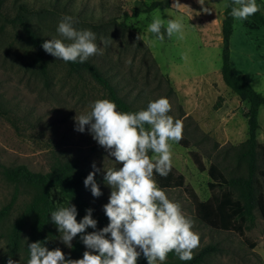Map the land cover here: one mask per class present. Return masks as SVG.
<instances>
[{"label":"rangeland","instance_id":"rangeland-1","mask_svg":"<svg viewBox=\"0 0 264 264\" xmlns=\"http://www.w3.org/2000/svg\"><path fill=\"white\" fill-rule=\"evenodd\" d=\"M139 2L0 0V207L13 194L17 195L12 212L0 225V264L7 251L11 225L35 195L33 188L10 181L5 168L25 164L33 171L47 172L59 163H74L77 172L89 174L94 163L100 169L95 179L102 195L93 197L86 188L85 196L98 211L104 212L103 205L111 192L103 180L104 169L122 166V162L116 164L115 158L92 138L87 126L84 132L75 130L74 117L87 111L90 102L110 99L108 92L89 75L71 73L64 62L53 57L47 58L49 82L46 83L33 63L35 49L15 20L20 13L48 39L58 37L56 27L64 15L76 20V28L95 32L100 51L87 60L103 71L133 107L144 109L150 100L159 96L169 99V114L183 123L182 139L171 143V162L175 171L184 175L185 184L164 189L155 173L153 179L193 221L200 243L192 255L213 244L219 251L212 253L203 264H264V218L259 211H256V225L249 227L248 221L242 234L217 228L201 220L196 200L186 187L190 185L197 199L206 201L221 196L224 191L209 187L211 164L226 176L246 173V163L239 154L248 137L245 112L249 103L226 85L221 74L220 36L223 34L219 17L227 0H203L204 5L198 0H174L173 5L171 0L170 8L159 7L125 18V12H131ZM257 4L264 14V0H257ZM21 6L28 12L22 11ZM156 17L165 19V24L167 19L181 18L185 25L183 39L167 35L163 41L154 39L147 26ZM252 23L250 19L235 20L232 66L264 94V27L250 29ZM259 121L260 169H264V106L260 108ZM259 180L264 185V179ZM261 194L264 195V187ZM59 195V190L54 188L51 196L56 202ZM29 232L28 227L24 248ZM47 247H59L66 259L71 249L62 243L59 232ZM24 256L22 250L16 264H25Z\"/></svg>","mask_w":264,"mask_h":264},{"label":"clouds","instance_id":"clouds-1","mask_svg":"<svg viewBox=\"0 0 264 264\" xmlns=\"http://www.w3.org/2000/svg\"><path fill=\"white\" fill-rule=\"evenodd\" d=\"M204 5L203 0H198ZM228 15L234 20L246 21L259 11L257 0H230ZM153 18L147 31L154 39L163 41L176 36L183 39L185 25L181 18ZM76 20L64 15L56 32L42 43L46 53L64 62L84 63L100 49L96 33L91 29H78ZM162 28L164 31L162 32ZM171 104L166 96L148 102L147 107L135 112H124L107 98L89 103L88 110L74 117L75 130H86L121 167L104 169L103 180L111 188L108 202L103 205L108 218L106 226L97 230L93 209L77 221L78 210L68 202L50 212L62 243L72 248L79 235L85 246L82 258H67L59 248L49 249L43 242L27 244L26 264H137L143 254L147 264H164L169 252H175L182 261L192 259L200 237L193 230V221L186 217L178 202L170 199L153 179L154 171L167 176L172 167L171 143L182 139L183 123L170 115ZM145 125L149 127L146 129ZM149 152L152 153L149 156ZM93 171L84 179L85 188L93 197L102 195ZM91 228L93 231L87 232ZM26 242V241H25ZM7 264H16L9 258Z\"/></svg>","mask_w":264,"mask_h":264},{"label":"trees","instance_id":"trees-1","mask_svg":"<svg viewBox=\"0 0 264 264\" xmlns=\"http://www.w3.org/2000/svg\"><path fill=\"white\" fill-rule=\"evenodd\" d=\"M172 1L174 5V0ZM227 4H230V0H227ZM159 7L170 8L171 0H154L150 3L140 0L131 12H125V18L137 17L142 13L152 12ZM21 9L28 12L26 7L21 6ZM229 11L230 8H225V17L222 23L221 74L226 85L242 101L249 103V107L245 112L248 137L242 143V150L239 154L240 158L246 163V173L226 176L216 168V165L211 164L208 167V174L211 178L209 187L212 189L223 188L224 191L221 196H213L206 201L198 200L195 190L190 185L186 187L194 200H196V211L203 222L225 230L233 229L242 234L244 226L248 221H250L249 227L256 225V211H259L264 218V195L261 194L264 185L259 180L260 177L264 179V169H260L261 158L259 150L262 147L258 141V134L261 128L259 114L261 106H264V94L257 91L245 75L237 74L232 66L231 39L234 32L235 20L228 15ZM248 19L253 22L250 24V27H264V14L260 12V9ZM15 20L21 24L26 36L25 38L35 49L33 63L39 69L45 82L48 83L49 62L47 58H55L51 54L46 53L42 48L43 41L48 38L39 34L24 14H17ZM161 31L163 32L164 29L162 28ZM64 63L68 66L71 73L92 77L108 92L110 99L116 104L118 110L124 112L140 110L133 107L118 93L117 87L112 84L111 80L91 60H86L84 63ZM145 127L147 129L149 126L145 125ZM199 168L205 170L201 165ZM4 172L10 181L33 188L35 195L26 205L20 216L14 221L13 225H11V229L7 235V251L1 264H7L9 258L16 261V257H18L22 250L25 251L23 258L26 264L28 250L27 245L24 248V233L28 227L30 228L28 243L41 241L48 246L51 238L58 233L57 227L50 219V212L60 206H66L68 202L74 204L78 210L77 221L85 215L87 208H91L93 209L92 215L98 222L97 230L106 226L109 222L105 213L98 211L87 200L84 179L88 174L77 172L74 163H59L47 172H36L25 164H19L5 168ZM155 175L159 185L164 189L167 187H181L185 184L184 175L177 173L173 167H171L167 176H160L157 173ZM54 188H57L60 192V199L57 202L51 196ZM13 195L7 204L0 207V225L12 212L17 199V195ZM86 231L91 232L93 229L88 228ZM79 235L77 234V237L74 238L73 247L70 249L68 258H82L86 250L79 239ZM251 247H255V244H251ZM218 251L216 246L208 244L193 254L190 261L180 260L173 251L167 254V258L170 260H167L164 264H203L212 253ZM137 264H147L143 254L137 258Z\"/></svg>","mask_w":264,"mask_h":264},{"label":"crops","instance_id":"crops-1","mask_svg":"<svg viewBox=\"0 0 264 264\" xmlns=\"http://www.w3.org/2000/svg\"><path fill=\"white\" fill-rule=\"evenodd\" d=\"M193 10V9H192ZM224 11V10H223ZM218 17H219V14H218ZM224 17H225V14L224 13H222V15L220 14V17H219V19H220V22H221V35H222V23H223V19H224ZM250 27V26H249ZM250 29H256L255 27H250ZM220 35V34H219ZM209 39V38H208ZM216 40H218V38L216 39ZM215 40V41H216ZM220 41H221V44H222V46H223V35L222 36H220ZM261 126V125H260ZM261 129V128H260Z\"/></svg>","mask_w":264,"mask_h":264}]
</instances>
